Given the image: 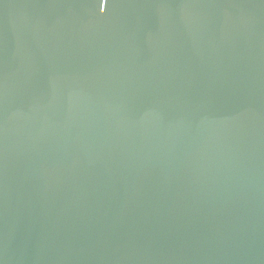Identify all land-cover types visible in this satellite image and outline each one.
<instances>
[{
  "label": "water",
  "instance_id": "obj_1",
  "mask_svg": "<svg viewBox=\"0 0 264 264\" xmlns=\"http://www.w3.org/2000/svg\"><path fill=\"white\" fill-rule=\"evenodd\" d=\"M0 264H264V0H0Z\"/></svg>",
  "mask_w": 264,
  "mask_h": 264
}]
</instances>
